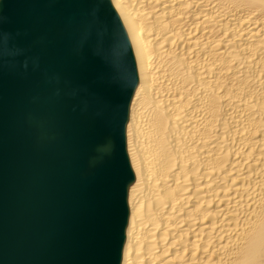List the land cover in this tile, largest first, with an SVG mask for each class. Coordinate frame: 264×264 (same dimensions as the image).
<instances>
[{
  "label": "bare ground",
  "instance_id": "1",
  "mask_svg": "<svg viewBox=\"0 0 264 264\" xmlns=\"http://www.w3.org/2000/svg\"><path fill=\"white\" fill-rule=\"evenodd\" d=\"M136 84L119 264H264V0H109Z\"/></svg>",
  "mask_w": 264,
  "mask_h": 264
},
{
  "label": "water",
  "instance_id": "2",
  "mask_svg": "<svg viewBox=\"0 0 264 264\" xmlns=\"http://www.w3.org/2000/svg\"><path fill=\"white\" fill-rule=\"evenodd\" d=\"M135 84L109 0H0V264H119Z\"/></svg>",
  "mask_w": 264,
  "mask_h": 264
},
{
  "label": "snow or ice",
  "instance_id": "3",
  "mask_svg": "<svg viewBox=\"0 0 264 264\" xmlns=\"http://www.w3.org/2000/svg\"><path fill=\"white\" fill-rule=\"evenodd\" d=\"M125 160H126V158H125Z\"/></svg>",
  "mask_w": 264,
  "mask_h": 264
}]
</instances>
